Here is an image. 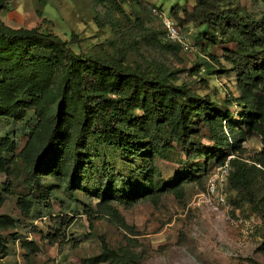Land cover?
I'll return each mask as SVG.
<instances>
[{
    "label": "trees",
    "instance_id": "trees-1",
    "mask_svg": "<svg viewBox=\"0 0 264 264\" xmlns=\"http://www.w3.org/2000/svg\"><path fill=\"white\" fill-rule=\"evenodd\" d=\"M10 1L0 0V12ZM107 1L115 4V0ZM224 2L195 0L191 11L177 4L170 13L178 26L201 22L213 27L221 42H233L247 52L229 51L225 57L240 90L239 97L233 98L240 107L236 113L227 107L232 99H225L224 109L213 108L208 97L176 84L171 72H159L152 64L145 69L131 66L118 49L111 56L76 52L71 47L78 43L74 36L67 41L37 27L13 28L0 22V115L22 122L24 117L17 110L31 109L36 118L20 151L30 184L29 195L18 198L24 213L37 204L52 210L57 185L43 176L63 177L69 192L84 186L80 178L95 166L92 151L103 145L119 151L126 161L138 156L144 162L137 182L123 177L109 161L103 162L93 183L99 186L98 206L106 212L114 211L106 202L109 198L122 203L143 195L145 200H157L164 193L181 194L184 185L194 178L203 181L209 168L212 172L228 160L227 192L236 193L228 199L235 206L251 204L264 222V13L259 18L242 15L239 5L230 9ZM156 34L148 33L147 45L172 54L181 48L166 38L161 41ZM11 132L0 135V172L7 174L17 147L15 131ZM254 136L260 138L261 148L248 163L241 156L245 152L242 144ZM177 147L185 163L180 164L176 177L158 179L153 161L170 160ZM201 157L205 158L202 166L196 163ZM199 171L202 174L197 177ZM4 200L0 189V208ZM84 212L90 214L87 207ZM100 240L101 252L82 258L79 264H124L126 257L103 237ZM23 246L34 253L29 243Z\"/></svg>",
    "mask_w": 264,
    "mask_h": 264
},
{
    "label": "rangeland",
    "instance_id": "rangeland-1",
    "mask_svg": "<svg viewBox=\"0 0 264 264\" xmlns=\"http://www.w3.org/2000/svg\"><path fill=\"white\" fill-rule=\"evenodd\" d=\"M224 1L230 9L239 5L242 15L259 18L264 13V0ZM194 3L195 0H115V4L107 0H12L1 10L0 22L13 28L37 27L67 41L74 36L78 43L71 47L76 52L111 56L118 49L131 66L145 69L152 64L159 72H171L176 84L208 97L213 108L224 109L225 99H232L227 107L236 113L240 107L233 98L239 97L240 90L232 65L225 59L229 51L239 50L235 43L221 42L213 27L198 21L180 25L193 44L190 50L180 48L172 54L145 42L150 32L166 41L161 20L152 8L172 17L170 10L175 5L191 11ZM17 113L23 115L22 122L0 115V135L15 131L17 139L13 156L7 154L12 156L10 173L0 172V189L5 196L0 208V264H79L82 258L101 252L100 237L126 257L124 264H264V222L251 204L235 206L229 200L231 208L218 216L202 203L200 194L205 191L212 168L203 181L194 178L184 185L181 194L164 193L157 200H145L143 195L122 203L109 198L106 202L114 211L106 212L98 206L99 186L93 183L103 162L109 161L133 182L140 180L138 170L144 162L138 156L126 161L114 148L99 145L92 151L94 168L83 173L84 179L80 176L84 186L69 192L63 177L43 176L46 182L57 185L56 196L51 198L52 210L37 204L24 213L18 198L29 195L30 184L20 151L36 118L31 109H19ZM199 124L205 133V127ZM202 141L211 144L206 139ZM242 146V158L251 163L250 157L261 148L260 138L254 136ZM204 159L198 158L196 163L202 166ZM181 163L185 158L178 147L170 160L153 161L161 180L176 177ZM201 174L196 173L197 177ZM227 197L234 199L236 193L228 190ZM25 243L34 247V253H29Z\"/></svg>",
    "mask_w": 264,
    "mask_h": 264
},
{
    "label": "built area",
    "instance_id": "built-area-1",
    "mask_svg": "<svg viewBox=\"0 0 264 264\" xmlns=\"http://www.w3.org/2000/svg\"><path fill=\"white\" fill-rule=\"evenodd\" d=\"M152 12L160 18L167 40L179 44L184 50H190L192 48L193 44H191L172 17L166 16L161 9L155 7L152 8ZM232 157L233 155H230L228 158ZM255 165L261 167L259 164L255 163ZM229 171L230 164L228 160L216 167L207 178L205 191L200 194L202 203L218 216H224L231 208L227 197V176Z\"/></svg>",
    "mask_w": 264,
    "mask_h": 264
}]
</instances>
